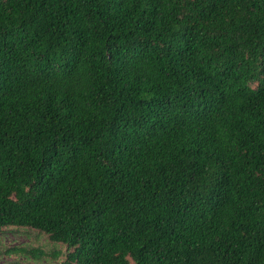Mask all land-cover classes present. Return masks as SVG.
<instances>
[{"label": "trees", "instance_id": "1", "mask_svg": "<svg viewBox=\"0 0 264 264\" xmlns=\"http://www.w3.org/2000/svg\"><path fill=\"white\" fill-rule=\"evenodd\" d=\"M8 232L33 262L264 264V0H0Z\"/></svg>", "mask_w": 264, "mask_h": 264}, {"label": "rangeland", "instance_id": "2", "mask_svg": "<svg viewBox=\"0 0 264 264\" xmlns=\"http://www.w3.org/2000/svg\"><path fill=\"white\" fill-rule=\"evenodd\" d=\"M29 243L30 239L25 234L8 232L0 237V244L3 247H15ZM12 262L17 264H61L59 260H48L46 258L42 259L40 262L26 261L23 257L7 256L2 253V249L0 248V264H11Z\"/></svg>", "mask_w": 264, "mask_h": 264}]
</instances>
